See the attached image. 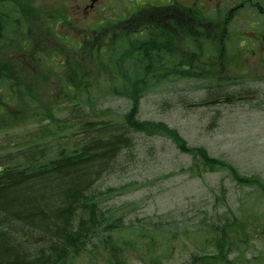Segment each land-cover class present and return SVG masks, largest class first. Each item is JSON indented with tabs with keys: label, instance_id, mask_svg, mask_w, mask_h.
<instances>
[{
	"label": "rangeland",
	"instance_id": "374dc122",
	"mask_svg": "<svg viewBox=\"0 0 264 264\" xmlns=\"http://www.w3.org/2000/svg\"><path fill=\"white\" fill-rule=\"evenodd\" d=\"M208 66L209 74L199 78H173L152 87L141 101L139 117L167 125L190 147L205 148L212 158L234 165L240 176L257 177L264 184V71L238 74L227 64L223 70L218 61ZM94 107L123 116L131 102L108 97ZM29 131L22 127L13 137L0 133V147L13 141L26 146ZM81 140L78 135L46 146L51 152L77 147ZM20 150L22 157L14 163L24 164L27 148ZM192 165V157L179 152L169 138L133 135L131 151H123L92 190L105 219L123 222V229L103 236H112L125 249L123 258L130 264L148 263L149 254L161 256L159 264H203L204 257L220 256L217 245L223 237L230 253L210 262L264 264V194L257 187L238 185L226 171L193 175L188 171ZM99 239L72 264H104L101 247L93 249Z\"/></svg>",
	"mask_w": 264,
	"mask_h": 264
},
{
	"label": "trees",
	"instance_id": "16d2710c",
	"mask_svg": "<svg viewBox=\"0 0 264 264\" xmlns=\"http://www.w3.org/2000/svg\"><path fill=\"white\" fill-rule=\"evenodd\" d=\"M107 21L113 37V20ZM22 48L29 51L26 57L33 55L24 45ZM164 51L154 43L137 42L131 48L122 44L119 48L109 39L105 47H89L84 63L30 62V66L39 67L34 72L23 62L9 61L8 70L0 71L3 98L10 105L9 110L0 106V133L13 137L27 127L31 138L26 146L19 147L15 141L1 146L0 154L12 152L0 156V165L19 160L21 147L27 148L26 158L42 154L50 139L56 140L70 129L85 127L84 133L96 139L66 160L29 167L14 163L10 171L0 175V264H72L94 246L97 237L100 239L93 249L101 247L106 254L104 264H130L123 260L125 249L113 242L112 236H103L123 229L122 220L105 219L100 199L92 190L98 177L112 169L123 151H131L135 134L169 138L179 152L192 157L188 171L193 175L226 171L238 185L257 187L264 194V184L256 181L257 177H242L231 163L212 158L205 148L190 147L176 130L140 119L145 94L174 74L182 76L180 67L188 65L187 76L191 78L209 74V66L197 61L199 55L185 54L183 62L172 65L162 61ZM54 77L62 84V96L47 94L41 88ZM108 97L131 102L120 122H114L116 114L112 110L94 107ZM217 248L220 256L204 257L203 264H215L230 253L225 237ZM96 259L99 262L101 258ZM148 260L144 264H159L161 256L149 254Z\"/></svg>",
	"mask_w": 264,
	"mask_h": 264
},
{
	"label": "flooded vegetation",
	"instance_id": "af4514ba",
	"mask_svg": "<svg viewBox=\"0 0 264 264\" xmlns=\"http://www.w3.org/2000/svg\"><path fill=\"white\" fill-rule=\"evenodd\" d=\"M92 14L97 17L90 19ZM108 15L115 17L113 37L103 20ZM109 39L119 48L154 43L165 50L162 61L172 65L183 62L190 42L198 62L204 58L207 63L227 64L232 71L261 73L264 0H0L1 72L8 70L9 61L25 62L34 71L39 67L30 62L66 64L73 58L84 63L89 47H104ZM201 43L203 50L209 48L203 55ZM23 45L33 51L32 56H25L29 51ZM10 47L26 52L15 49L9 55ZM189 68L183 67L181 74ZM1 77L2 73L0 93ZM49 82L56 85L52 79ZM0 105L5 106L1 98Z\"/></svg>",
	"mask_w": 264,
	"mask_h": 264
},
{
	"label": "bare ground",
	"instance_id": "6f19581e",
	"mask_svg": "<svg viewBox=\"0 0 264 264\" xmlns=\"http://www.w3.org/2000/svg\"><path fill=\"white\" fill-rule=\"evenodd\" d=\"M120 121H121V116L115 115L114 122L117 123V122H120ZM84 129H85V127H82L80 129H78L75 133H73L72 135L64 134L63 136H61V137H59V138H57L55 140V142H57L60 139L69 140V139L76 138L78 135H80V137H82V140H81L80 145H78L77 147L72 146L73 144H71L68 147L65 146L61 150H55V148H54L51 152H49V148H46V150L42 154L34 155L32 157L26 158V161H25V163L23 165L25 167H29V166H32V165H40L42 163H47L48 164L50 161H52V162H56L58 160L63 161V160L68 159L69 157H72L73 155L79 153V151L81 149H87L88 147L91 146V142L92 143L95 142L96 139L92 138L93 134H91V133L85 134L84 133ZM50 137H51V135H50ZM54 139L52 138V139H50V141H53ZM84 140H86V141L84 142ZM57 144H58V142H57ZM71 147H73V148H71ZM119 157L114 162H116L119 159ZM14 166H15L14 163H11L9 165H7V164L0 165V168H4L5 169V171L3 173H0V175H3L6 172L10 171V169H12ZM100 210H101V208H100ZM104 218H105V216H104ZM14 233H15V231H14ZM123 260H124V258H123Z\"/></svg>",
	"mask_w": 264,
	"mask_h": 264
},
{
	"label": "water",
	"instance_id": "95a60500",
	"mask_svg": "<svg viewBox=\"0 0 264 264\" xmlns=\"http://www.w3.org/2000/svg\"><path fill=\"white\" fill-rule=\"evenodd\" d=\"M5 171L4 168H0V173H3Z\"/></svg>",
	"mask_w": 264,
	"mask_h": 264
}]
</instances>
